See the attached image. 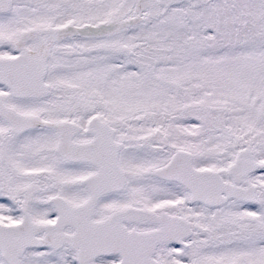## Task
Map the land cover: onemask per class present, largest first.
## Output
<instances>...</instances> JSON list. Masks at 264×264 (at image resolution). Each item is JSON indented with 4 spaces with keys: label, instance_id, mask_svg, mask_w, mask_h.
Segmentation results:
<instances>
[{
    "label": "snow or ice",
    "instance_id": "obj_1",
    "mask_svg": "<svg viewBox=\"0 0 264 264\" xmlns=\"http://www.w3.org/2000/svg\"><path fill=\"white\" fill-rule=\"evenodd\" d=\"M0 264H264V0H0Z\"/></svg>",
    "mask_w": 264,
    "mask_h": 264
}]
</instances>
